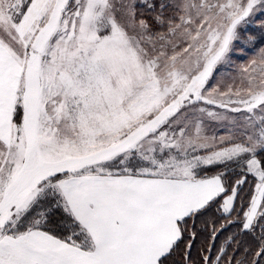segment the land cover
I'll use <instances>...</instances> for the list:
<instances>
[{
    "label": "snow or ice",
    "instance_id": "1",
    "mask_svg": "<svg viewBox=\"0 0 264 264\" xmlns=\"http://www.w3.org/2000/svg\"><path fill=\"white\" fill-rule=\"evenodd\" d=\"M181 244L264 264V0H0V264Z\"/></svg>",
    "mask_w": 264,
    "mask_h": 264
},
{
    "label": "trees",
    "instance_id": "2",
    "mask_svg": "<svg viewBox=\"0 0 264 264\" xmlns=\"http://www.w3.org/2000/svg\"><path fill=\"white\" fill-rule=\"evenodd\" d=\"M260 45H257V48ZM255 50L249 49L248 52H253ZM211 174V172H210ZM247 188V186H245ZM215 221L216 227L220 226L221 221L218 218V215L214 213V210H210L204 217H201L197 220L196 231L197 237L195 243L191 249V256L194 261L202 259L201 253L204 251L206 246L211 243L209 237L212 233V221ZM204 221H208L207 227L205 228ZM238 230V224H234L227 228L222 234L219 235L218 239L215 241V247L212 249V256L215 257L217 250L220 248L222 243L225 241L232 233H236ZM242 240L245 243H253L251 235H245L242 237ZM184 245L181 244L180 249L173 254L169 264H183L182 255H183ZM229 255H231V249H228ZM227 260V257H225Z\"/></svg>",
    "mask_w": 264,
    "mask_h": 264
},
{
    "label": "rangeland",
    "instance_id": "3",
    "mask_svg": "<svg viewBox=\"0 0 264 264\" xmlns=\"http://www.w3.org/2000/svg\"><path fill=\"white\" fill-rule=\"evenodd\" d=\"M255 54V51L253 52H247L246 54L243 55L242 59H238L235 61L234 66L232 68H230L228 71L231 72H235L236 68L239 64L241 63H246L253 55Z\"/></svg>",
    "mask_w": 264,
    "mask_h": 264
}]
</instances>
